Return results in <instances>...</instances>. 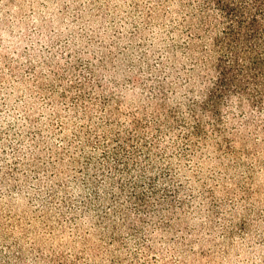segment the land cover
<instances>
[{"label": "rangeland", "instance_id": "rangeland-1", "mask_svg": "<svg viewBox=\"0 0 264 264\" xmlns=\"http://www.w3.org/2000/svg\"><path fill=\"white\" fill-rule=\"evenodd\" d=\"M180 3L0 0V264H264V108Z\"/></svg>", "mask_w": 264, "mask_h": 264}, {"label": "trees", "instance_id": "trees-1", "mask_svg": "<svg viewBox=\"0 0 264 264\" xmlns=\"http://www.w3.org/2000/svg\"><path fill=\"white\" fill-rule=\"evenodd\" d=\"M184 10L201 18L205 34L221 26L220 46L222 74L227 79L235 70L240 76V87L246 96L245 102L257 109L264 108V0H180ZM188 2V3H187ZM191 42L200 32L190 19ZM204 25V26H203ZM175 32V31H174ZM199 36H198V35ZM220 56V57H221ZM227 58V60H226ZM228 69V70H226ZM231 69V70H230ZM224 71V73H223ZM226 71V72H225ZM200 131V128H197Z\"/></svg>", "mask_w": 264, "mask_h": 264}]
</instances>
